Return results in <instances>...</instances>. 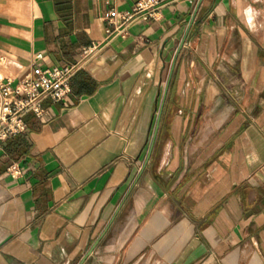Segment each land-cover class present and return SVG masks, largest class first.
I'll return each instance as SVG.
<instances>
[{
    "label": "crops",
    "instance_id": "0c3cea01",
    "mask_svg": "<svg viewBox=\"0 0 264 264\" xmlns=\"http://www.w3.org/2000/svg\"><path fill=\"white\" fill-rule=\"evenodd\" d=\"M135 1L0 0V80L100 42L0 142V264H77L111 220L82 264H264V0H165L106 38Z\"/></svg>",
    "mask_w": 264,
    "mask_h": 264
},
{
    "label": "built area",
    "instance_id": "2783aa9c",
    "mask_svg": "<svg viewBox=\"0 0 264 264\" xmlns=\"http://www.w3.org/2000/svg\"><path fill=\"white\" fill-rule=\"evenodd\" d=\"M165 0H136L127 10L110 9L103 15L106 27V38L125 36L130 25L137 21L156 20ZM100 42L85 46L81 51V61L90 56ZM42 58L41 54L36 55ZM66 63L59 66H42L34 64L29 72L17 81L0 80V142L25 130L24 116L33 112L36 116L43 114L42 100L50 98L59 101L70 91L72 76L79 69L80 62ZM13 177L20 174L16 162L7 167Z\"/></svg>",
    "mask_w": 264,
    "mask_h": 264
},
{
    "label": "water",
    "instance_id": "95a60500",
    "mask_svg": "<svg viewBox=\"0 0 264 264\" xmlns=\"http://www.w3.org/2000/svg\"><path fill=\"white\" fill-rule=\"evenodd\" d=\"M202 0H198L197 3H196V6H195V9H194V12H193V15H192V18H191V22L198 10V7L200 6V3H201ZM186 36L183 37V39L181 40L180 44H179V47L177 49V52L173 58V62L171 64V67H170V70H169V77H168V81H167V85L169 83V80H170V76L172 74V70H173V66H174V62H175V59H176V56L184 42V39H185ZM167 88V86H166ZM165 93H166V89H165V92H164V95H163V99L165 98ZM163 103V102H162ZM161 107H162V104H161ZM161 107L159 108V111H158V114H157V117H156V122H155V130H154V135H153V139L151 140L150 142V145H149V148H148V152H147V156H146V160H145V163L144 165L142 166V168L140 169V172L141 173L144 169V166L151 154V150H152V147H153V142H154V136H155V133H156V130H157V127H158V123H159V119H160V113H161ZM132 188V187H131ZM130 188V190H131ZM130 190H128V193L130 192ZM121 206V205H120ZM120 206L117 208L116 212H115V215L118 213L119 209H120ZM114 218V217H113ZM112 218V219H113ZM112 221V220H111ZM111 221L109 222V224L106 226L104 232L90 245V247L88 248V250L85 252V254L82 256V258L79 260V262L77 264H82L85 259L91 254V252L93 251V249L96 247V245L98 244V242L100 241L101 237L103 236V234L105 233V231L107 230L108 226L110 225Z\"/></svg>",
    "mask_w": 264,
    "mask_h": 264
}]
</instances>
